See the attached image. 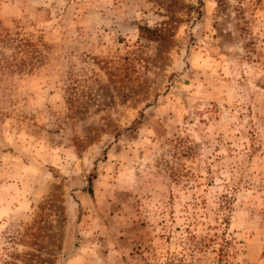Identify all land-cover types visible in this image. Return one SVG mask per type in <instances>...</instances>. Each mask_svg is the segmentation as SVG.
Returning <instances> with one entry per match:
<instances>
[{
  "label": "rangeland",
  "instance_id": "374dc122",
  "mask_svg": "<svg viewBox=\"0 0 264 264\" xmlns=\"http://www.w3.org/2000/svg\"><path fill=\"white\" fill-rule=\"evenodd\" d=\"M170 253L264 264V0H0V264Z\"/></svg>",
  "mask_w": 264,
  "mask_h": 264
},
{
  "label": "built area",
  "instance_id": "2783aa9c",
  "mask_svg": "<svg viewBox=\"0 0 264 264\" xmlns=\"http://www.w3.org/2000/svg\"><path fill=\"white\" fill-rule=\"evenodd\" d=\"M154 253V252H153ZM156 253V252H155ZM171 254V253H170ZM159 256V254L144 256V258L139 259H127L123 260L121 264H195L190 259H185L183 257L172 256Z\"/></svg>",
  "mask_w": 264,
  "mask_h": 264
}]
</instances>
